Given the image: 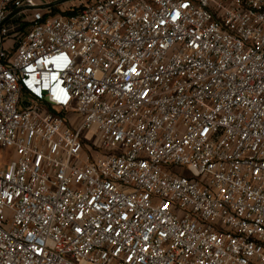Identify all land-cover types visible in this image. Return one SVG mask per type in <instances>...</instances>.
Wrapping results in <instances>:
<instances>
[{
  "label": "built area",
  "instance_id": "obj_1",
  "mask_svg": "<svg viewBox=\"0 0 264 264\" xmlns=\"http://www.w3.org/2000/svg\"><path fill=\"white\" fill-rule=\"evenodd\" d=\"M74 1L0 0V264H264V0Z\"/></svg>",
  "mask_w": 264,
  "mask_h": 264
},
{
  "label": "rangeland",
  "instance_id": "obj_2",
  "mask_svg": "<svg viewBox=\"0 0 264 264\" xmlns=\"http://www.w3.org/2000/svg\"><path fill=\"white\" fill-rule=\"evenodd\" d=\"M61 2V3H60ZM59 9L62 10H66L68 8V6H75V5H79V3H77L74 0H59ZM93 2H89V1H84V3L82 4V6L85 5H91ZM14 158V150L13 149H0V169L1 168H5L8 166L9 162L12 161Z\"/></svg>",
  "mask_w": 264,
  "mask_h": 264
}]
</instances>
